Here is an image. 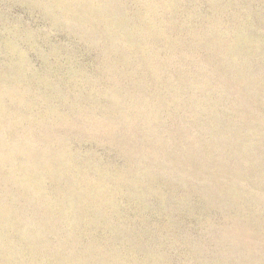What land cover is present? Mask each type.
I'll return each mask as SVG.
<instances>
[{"label":"rangeland","instance_id":"obj_1","mask_svg":"<svg viewBox=\"0 0 264 264\" xmlns=\"http://www.w3.org/2000/svg\"><path fill=\"white\" fill-rule=\"evenodd\" d=\"M0 264H264V0H0Z\"/></svg>","mask_w":264,"mask_h":264}]
</instances>
